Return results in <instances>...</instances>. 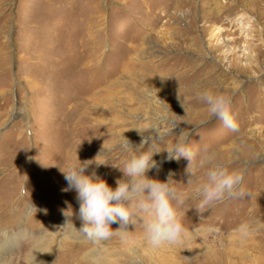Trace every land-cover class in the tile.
Returning <instances> with one entry per match:
<instances>
[{"label": "rangeland", "instance_id": "rangeland-1", "mask_svg": "<svg viewBox=\"0 0 264 264\" xmlns=\"http://www.w3.org/2000/svg\"><path fill=\"white\" fill-rule=\"evenodd\" d=\"M194 84L231 94L238 131L207 117ZM181 129L241 170L253 197L200 212L198 181L184 184L188 160L162 150L160 171L148 175L171 174L188 192L180 211L192 238L160 249L113 238L98 246L102 264H264V229L243 243L228 235L245 218L264 219V0H0V243L20 230L31 239L15 258L39 252L50 254L46 264H74L97 248L73 238L79 204L55 164L106 162L88 171L115 187L113 165L126 154L106 148L123 134L134 145L159 135L163 149ZM211 224L220 234L197 238ZM128 227L142 232L139 222Z\"/></svg>", "mask_w": 264, "mask_h": 264}, {"label": "clouds", "instance_id": "clouds-1", "mask_svg": "<svg viewBox=\"0 0 264 264\" xmlns=\"http://www.w3.org/2000/svg\"><path fill=\"white\" fill-rule=\"evenodd\" d=\"M192 88V94L206 105L209 119L219 120L225 128L233 132L238 131L239 125L231 111V94L201 84H194ZM205 122L202 120L200 123ZM171 123L174 128L177 127V121L173 120ZM168 131L171 132L172 129ZM117 136L120 137L121 134L117 133ZM161 143L162 138L159 135H142L139 144L134 145L122 134V138L106 148L105 151L108 152L118 150L121 155L126 154L122 167L113 165L122 172V176L115 181V187L95 170L88 171L93 163L98 167L106 162H98L95 159L81 161L77 155L75 159H66L63 166L55 164L66 181L61 190L74 191L79 204L76 215L81 221V226L77 229L73 225V238L97 245V248L83 251L74 259V264H102L98 246L113 238H118L122 244L132 247L143 245L151 249L185 244L192 238L193 232L185 227L180 211L189 198L188 192L178 187L173 179H169L172 178L171 174L165 181L148 175L151 170L157 173L160 171L163 161L158 162L153 157L162 150L167 151L165 160H188L185 169L188 180L184 184L191 186L194 181H198L193 189V198L198 200L196 208L200 212L212 209L225 201L253 197L251 191L242 187L243 172L231 168L228 162L218 156L215 148L208 145L193 146L190 132L181 129L170 147L161 149ZM200 170L204 172L203 180L199 177ZM25 194L24 185L19 195ZM29 207H32L31 204ZM65 216L69 217L66 211ZM216 219L221 220L219 216ZM138 222L142 225L139 235L128 227L134 225L135 228ZM114 223H118L119 227L113 229L111 225ZM262 229L264 219L249 217L241 220L228 235L243 243ZM220 231L216 224L194 230L197 238L201 239L204 236L216 237Z\"/></svg>", "mask_w": 264, "mask_h": 264}, {"label": "bare ground", "instance_id": "bare-ground-1", "mask_svg": "<svg viewBox=\"0 0 264 264\" xmlns=\"http://www.w3.org/2000/svg\"><path fill=\"white\" fill-rule=\"evenodd\" d=\"M27 236L28 235H26L23 230H20L18 233H15L14 236L12 235L11 237H6L5 241H7L8 243L5 241H4V243H0V264H27L26 261H28L30 264H42V263L46 264L49 262V260H51L50 254H48V256H47V254L46 255H40L39 252L31 253L29 257L27 256L28 258L26 261H22V259H23L22 255L20 257L22 259H17L18 257L15 258V256L13 254H15L16 252L23 254L22 253V249H23L22 243L23 242L28 243V241L31 240L30 237L28 238ZM34 243H35V240H34ZM32 244H33V242H32ZM52 248H54V247H52ZM98 252L102 258V261H105L106 259L103 257L104 254H102L99 249H98ZM53 254L54 253H52V255ZM7 255H9V256L7 257ZM10 255H13V256H10ZM69 263H71V261ZM50 264H52V263H50Z\"/></svg>", "mask_w": 264, "mask_h": 264}]
</instances>
